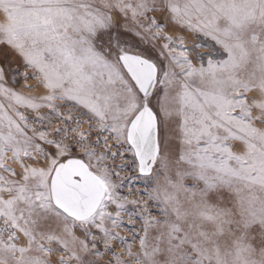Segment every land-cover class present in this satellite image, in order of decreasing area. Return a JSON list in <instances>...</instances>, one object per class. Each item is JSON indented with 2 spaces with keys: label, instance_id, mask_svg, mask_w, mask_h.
Instances as JSON below:
<instances>
[{
  "label": "snow or ice",
  "instance_id": "1",
  "mask_svg": "<svg viewBox=\"0 0 264 264\" xmlns=\"http://www.w3.org/2000/svg\"><path fill=\"white\" fill-rule=\"evenodd\" d=\"M0 264H264V0H0Z\"/></svg>",
  "mask_w": 264,
  "mask_h": 264
}]
</instances>
